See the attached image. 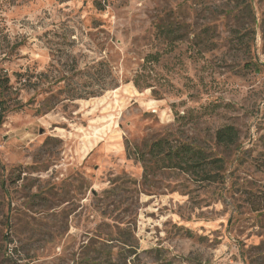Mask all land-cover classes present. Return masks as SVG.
Segmentation results:
<instances>
[{
  "label": "rangeland",
  "instance_id": "rangeland-1",
  "mask_svg": "<svg viewBox=\"0 0 264 264\" xmlns=\"http://www.w3.org/2000/svg\"><path fill=\"white\" fill-rule=\"evenodd\" d=\"M0 77V264H264V0H0Z\"/></svg>",
  "mask_w": 264,
  "mask_h": 264
},
{
  "label": "trees",
  "instance_id": "trees-1",
  "mask_svg": "<svg viewBox=\"0 0 264 264\" xmlns=\"http://www.w3.org/2000/svg\"><path fill=\"white\" fill-rule=\"evenodd\" d=\"M153 57H157V56H153ZM8 80L5 79L3 80V78L0 77V90L2 87H5V85H7ZM137 83V82H136ZM0 121H2L3 115H4V101L1 98V92H0ZM238 138V132L236 130V128L232 125H227L224 127H221L220 129L217 130L216 132V140L218 143L220 144H225V145H230L233 144ZM153 149H155L158 153H160V149H162V142H155L153 144ZM180 149H175L174 151H170L169 155H171L169 157V160L171 161H175V163H178L177 160L179 161H184L186 162V154H190L191 158H200V156H202L201 154L203 153L202 150H200L199 148L196 149H192L191 147L188 148V151L186 153H183L180 151ZM171 153V154H170ZM174 155V156H172ZM108 256L100 263L98 264H115L113 262V258H112V252L109 251Z\"/></svg>",
  "mask_w": 264,
  "mask_h": 264
}]
</instances>
